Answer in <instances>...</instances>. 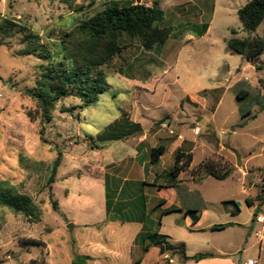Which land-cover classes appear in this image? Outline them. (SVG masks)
Segmentation results:
<instances>
[{
    "label": "rangeland",
    "instance_id": "obj_1",
    "mask_svg": "<svg viewBox=\"0 0 264 264\" xmlns=\"http://www.w3.org/2000/svg\"><path fill=\"white\" fill-rule=\"evenodd\" d=\"M111 1L0 0V27L7 18L39 35L53 50L55 42ZM159 1L165 25L176 27V36L159 51L123 36L124 52L100 68L110 88L88 108H79L77 95L59 101L51 122L42 121L37 102L27 95L44 63L22 54L26 45L18 28L9 37L0 30V181L29 195L40 212L36 222L1 211L0 264H135L141 259L142 264H180L178 255L162 254L161 247L144 252L138 238L146 233L185 243L189 256L202 253L204 259L264 264V240L256 236L264 233L257 222L264 215V54L252 64L227 47L232 30L240 38L264 36V22L251 34L243 31L238 10L251 0ZM204 25L208 31L197 37ZM137 108L140 119H152L143 120L152 130L151 142L162 137L166 144L186 140L182 148L193 154V163L180 175V183L189 187L180 198L186 209L200 207L198 196L206 201L198 228L186 224L184 211L157 207L176 193L159 187L171 178L163 173L174 165L171 152L151 175H160L157 186L145 187L134 181L144 176L141 164L150 155L131 161L132 142L99 140L112 123L130 118ZM195 128H200L198 135ZM206 159L233 168L232 175L224 181L204 176L197 182L192 171ZM127 168L132 169L129 176ZM219 224L232 226L211 230Z\"/></svg>",
    "mask_w": 264,
    "mask_h": 264
},
{
    "label": "trees",
    "instance_id": "obj_2",
    "mask_svg": "<svg viewBox=\"0 0 264 264\" xmlns=\"http://www.w3.org/2000/svg\"><path fill=\"white\" fill-rule=\"evenodd\" d=\"M238 17L244 32L248 34L255 32L264 22V0L249 1L238 10ZM165 19L166 13L161 8L159 0H153L150 6L139 2L122 3L114 0L107 3L101 12L83 20L60 41L55 42L53 50L41 43L39 35L23 26H17L7 18L3 19L0 30L4 37H9L13 28H18L24 33L26 45L22 54L34 55L44 63L40 67L41 71L35 87L28 90L27 95L37 102L42 121L51 122L59 101L77 95L81 100L79 108H88L95 105L100 96L110 88L106 75L100 68L124 52L126 45L121 42L123 36L139 39L148 51H159L164 47L177 32L176 27L165 25ZM208 28L209 25H204L202 31L198 32V36H203ZM231 34L232 36L227 40L229 51L244 57L252 64L257 63L264 54V36L240 38L236 30H232ZM244 94L247 95V92ZM238 97L240 100L243 99L240 95ZM68 111L71 112V110ZM246 115L248 112L244 117ZM133 128L140 131L139 125L134 124ZM119 132L120 124L116 123L109 126L107 131L100 134L98 138L101 141H113L133 135V133H126L120 136ZM166 151V144L153 148L150 152L151 164L158 163ZM192 163L193 154L179 148L175 154V166L171 177L176 179L182 172H187L191 169ZM59 165L60 162L57 160L52 167L51 182L55 181ZM233 171V168L221 166L215 160L206 159L192 171V177L197 182L203 180L204 176L224 181L232 175ZM225 203L236 205L235 202ZM247 204L253 207L249 199ZM55 207L56 204H54ZM4 209L36 222L40 220V212L33 199L6 180L0 181V213ZM204 209L205 205L201 204L197 209H188L187 215L192 217L194 223H197ZM231 226L232 224H219L214 225L211 230L223 231ZM138 239L143 244L144 252H148L152 246L164 247L166 252L178 255L181 263L191 260L200 261L205 258V254L202 253L193 257L188 256L185 243H172L166 235L146 233ZM147 240L150 241L149 245L144 244ZM135 264H142V260L136 261Z\"/></svg>",
    "mask_w": 264,
    "mask_h": 264
},
{
    "label": "crops",
    "instance_id": "obj_3",
    "mask_svg": "<svg viewBox=\"0 0 264 264\" xmlns=\"http://www.w3.org/2000/svg\"><path fill=\"white\" fill-rule=\"evenodd\" d=\"M191 3L192 1L188 0L186 1V3ZM209 29V28H208ZM197 37H200L197 35ZM191 42V40H188L187 43ZM163 62H164V67L166 66V61H165V58L164 55L161 57ZM135 79V78H134ZM140 110L137 109H132V112L130 114V118L129 117H126V119L123 121L122 119H119L117 120L116 122L112 123L111 125L113 124H116V123H119L120 124V132H119V135L121 136L122 134H126V133H133L132 136L130 137H127V138H123L121 140H113V141H126V142H132L130 145V149L133 151V157H129V160H143L145 159V156L146 155H150V152L153 148H156L158 147L159 145L161 144H166V143H163L162 140L164 139L163 137L162 138H158L156 139L157 141L155 142H151L148 138L149 136V133L152 131L151 129H146V125L144 124L143 120L144 121H150L151 123V118L150 117H141V119L139 118V113ZM143 111V110H142ZM146 111V110H144ZM150 119V120H148ZM166 123L168 124V126L170 128H172V125H173V122H171L170 119H168L166 121ZM136 124V125H139L140 126V131L136 128H133V125ZM110 125V126H111ZM130 125V126H129ZM128 126V128L126 127ZM126 128V129H125ZM136 137V138H131V137ZM181 139V140H180ZM186 142L185 139H183V137H179L178 140H175L173 141L172 143L170 144H166L167 145V152H171V156L174 157V160H175V154H176V151L179 149V148H182L183 147V143ZM172 147V149H171ZM183 149V148H182ZM184 150V149H183ZM165 153V154H166ZM165 154L160 158L159 162L156 163V164H151L150 160L148 161H144L142 164H141V169H143L144 171V176L141 178V179H138L134 182H136L138 185H143L144 183V186H157L155 182H158L159 178H160V175L159 174H156V176H151L153 175L154 173V169L156 166H158L162 160L164 159V156ZM126 159H124L121 164H123L125 162ZM111 164H114V163H111ZM135 163H133V166H134ZM140 164V163H139ZM175 166V161H174V165H171L170 166V170L167 171V170H164L163 173L166 174L168 177L170 176L171 177V174H172V171H173V168ZM127 168L126 171H124V173L127 174V176H129L130 172L132 169H129ZM182 173H185V172H182ZM182 173L180 175H182ZM125 174V176H126ZM180 175L176 178V179H173L172 177L170 178L169 181H167V185L165 186H159L160 189L162 188H171V189H174L176 191V193H174V197H172V200L171 201H161L158 205L160 207H163V210L165 212H171L173 210H180V211H184L185 212V217H186V224L187 225H191L192 227H197L198 228V225L200 224L201 222V219H202V216L203 214L206 212L207 210V205H206V201L204 200L203 197L201 196H198V199L200 201L199 205L201 206V204L205 205V209L202 211V214L200 216V219L197 223H194L192 217L188 216L187 215V210L185 207H184V202L183 200L180 198V193L182 192V190H186L188 188H185L180 182ZM125 177V179H127L128 177ZM147 177H149L150 179L147 180ZM171 186V187H170ZM199 195H201L199 193ZM254 224L253 226L256 225V222L253 221ZM228 229V228H227ZM195 230V229H193ZM260 232H263V231H260ZM169 238V237H168ZM261 241H263L264 239H260ZM174 243V242H172ZM176 244V243H175ZM153 247V246H152ZM151 247V249H152ZM187 247V246H186ZM151 249L149 250V252L151 251ZM263 247H261V251ZM113 254H115V252H113ZM189 256V255H188ZM195 256V255H194ZM190 257H193V256H190ZM142 260V259H141ZM160 261L162 259H159ZM163 260H167V262H169L168 258H163ZM249 260H253V259H249ZM248 260V261H249ZM174 261V260H173ZM178 262V258L176 260ZM193 260L187 262V263H181V262H178L180 264H190ZM195 262V261H193ZM161 262L157 263V264H160ZM195 264H236L235 262L229 260V259H204L200 262H195Z\"/></svg>",
    "mask_w": 264,
    "mask_h": 264
},
{
    "label": "built area",
    "instance_id": "obj_4",
    "mask_svg": "<svg viewBox=\"0 0 264 264\" xmlns=\"http://www.w3.org/2000/svg\"><path fill=\"white\" fill-rule=\"evenodd\" d=\"M145 5V4H144ZM2 94L0 93V99L2 98ZM194 133L196 135H198L200 133V128H195L194 129ZM257 222L260 223V224H263L264 225V215H260L258 216L257 218ZM256 236L259 238V239H264V233L263 232H257L256 233ZM247 264H258V260H249L247 262Z\"/></svg>",
    "mask_w": 264,
    "mask_h": 264
},
{
    "label": "water",
    "instance_id": "obj_5",
    "mask_svg": "<svg viewBox=\"0 0 264 264\" xmlns=\"http://www.w3.org/2000/svg\"><path fill=\"white\" fill-rule=\"evenodd\" d=\"M253 224H254V222H253ZM69 228L70 229L73 228V225H70ZM164 252H165L164 247H161V253L164 254ZM77 264H87V261L86 260H82V261L78 262Z\"/></svg>",
    "mask_w": 264,
    "mask_h": 264
}]
</instances>
